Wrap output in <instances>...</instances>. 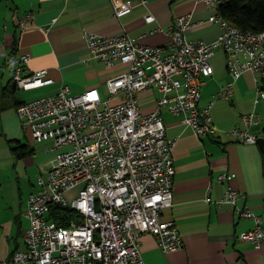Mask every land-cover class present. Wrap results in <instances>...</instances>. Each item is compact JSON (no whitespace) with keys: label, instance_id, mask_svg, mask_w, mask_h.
Here are the masks:
<instances>
[{"label":"built area","instance_id":"1","mask_svg":"<svg viewBox=\"0 0 264 264\" xmlns=\"http://www.w3.org/2000/svg\"><path fill=\"white\" fill-rule=\"evenodd\" d=\"M147 7V0H137ZM212 13L207 22L220 33L211 41L191 40L188 28L199 25L191 13L176 15L166 28L169 40L161 45H144L126 33L101 36L85 30L83 38L91 58L105 66L121 63L126 69L105 80L107 97L96 87L72 94L64 85L54 94L36 97L16 106V114L33 145L49 141L57 150L52 164L36 179L23 215L28 220L24 249L15 250L8 264H145L140 236L151 233L164 252L182 247L183 240L173 219L162 218L172 205L174 138L166 137L158 110L142 113L139 92L155 87L160 92L157 107L189 125L198 136L214 132L210 108L218 97L230 99L233 82L244 70L264 75V31H242L219 12V0H198ZM116 10V8H115ZM33 13L19 19L24 27ZM55 19H52V22ZM147 13L144 21L151 22ZM47 25L41 27L45 30ZM218 50L226 55L231 76L203 106H198L203 78L212 73L210 58ZM2 69L12 71L17 88L30 89L48 84L47 69L28 71L27 53L0 52ZM111 97H119L110 103ZM264 99L256 88L253 99ZM242 126L226 131L242 143H256L261 136L259 114L241 116ZM234 174L223 171L219 181L230 182ZM83 183L76 196L65 191ZM243 196L230 184L215 202L233 204L239 217L251 218L253 226L238 239L258 245L264 242L261 217L248 206H238ZM206 202H210L208 196ZM69 210L68 224L51 219V206Z\"/></svg>","mask_w":264,"mask_h":264},{"label":"crops","instance_id":"2","mask_svg":"<svg viewBox=\"0 0 264 264\" xmlns=\"http://www.w3.org/2000/svg\"><path fill=\"white\" fill-rule=\"evenodd\" d=\"M27 12L33 16L20 27L19 19ZM147 13L153 15L151 22L144 21ZM185 13L201 22L186 30L188 39L208 42L220 33L218 25L206 21L212 11L198 0H147V7L137 0H0V52L27 53L28 71L47 69L52 79L30 89L12 87V71L2 69L4 59L0 57V138H6L7 120L17 116L18 101L54 94L64 85L72 94L96 87L103 98L107 97L105 80L126 66L115 63L107 67L91 58L83 38L85 30L101 36L126 33L144 45H161L169 40L166 28L173 18ZM44 25L45 30L41 29ZM210 63L212 73L203 78L199 107L231 79L223 51H216ZM260 79L259 73L244 70L233 82L230 99L213 100L210 114L215 130L207 136L196 135L165 107L158 109L161 94L155 87L138 93L140 111L158 110L166 137L175 139L173 200L162 211V218L175 221L183 240L180 249L164 252L154 235L143 233L140 252L145 264H264V242L255 245L238 239L241 231L253 226V220L239 217L233 204L212 202L220 199L230 184L243 193L236 204L248 206L259 215L264 232V154L257 142L242 143L226 133L234 126L241 127V116L254 111L261 124L253 130L264 136L259 131L264 123V99L253 101ZM118 98L111 97L109 102L115 103ZM6 140L11 142V154L16 166L23 169L27 184L17 183L13 192L0 169V264H8L15 250L24 249L28 220L23 212L27 198L37 188L36 176L49 168L57 153L49 141L32 145L19 138ZM28 168L34 170L36 179H30ZM223 171L234 174L230 182L216 179ZM206 196L210 202L205 201Z\"/></svg>","mask_w":264,"mask_h":264},{"label":"trees","instance_id":"3","mask_svg":"<svg viewBox=\"0 0 264 264\" xmlns=\"http://www.w3.org/2000/svg\"><path fill=\"white\" fill-rule=\"evenodd\" d=\"M220 14L231 24L242 31H264V0H219ZM16 41V40H15ZM259 85L264 90V75L261 76ZM21 102H17L16 106ZM264 135V123L259 128ZM29 152L27 151L26 154ZM51 219L59 224H68V218L73 216L69 210L58 205L51 206Z\"/></svg>","mask_w":264,"mask_h":264},{"label":"rangeland","instance_id":"4","mask_svg":"<svg viewBox=\"0 0 264 264\" xmlns=\"http://www.w3.org/2000/svg\"><path fill=\"white\" fill-rule=\"evenodd\" d=\"M264 119V118H263ZM4 130H5V137L7 139L10 138H19L20 140L23 141H28L30 143V140L28 138V135L26 132L23 130L20 121L18 119V116L14 118L13 116L10 117L7 120V123L4 125ZM1 132V131H0ZM18 135V136H16ZM16 136V137H15ZM6 138L1 139L0 138V169H1V175H3L5 181H7L10 185V188L15 191L16 184L21 183V184H27L25 174L21 166L15 164V158L12 156L10 147H11V142L8 143ZM12 145L15 146L16 143L12 141ZM42 155H44L42 153ZM28 175L30 176V179L35 177L36 173H34V170L32 168L27 169ZM83 183H80L76 186H73L72 188L68 189L65 191V195L71 199L72 197L76 196L79 189L83 187Z\"/></svg>","mask_w":264,"mask_h":264},{"label":"water","instance_id":"5","mask_svg":"<svg viewBox=\"0 0 264 264\" xmlns=\"http://www.w3.org/2000/svg\"><path fill=\"white\" fill-rule=\"evenodd\" d=\"M14 86H15V83L13 82L12 87H14ZM257 143H258V145L261 147L262 152H263V154H264V136H260V137L257 139Z\"/></svg>","mask_w":264,"mask_h":264}]
</instances>
